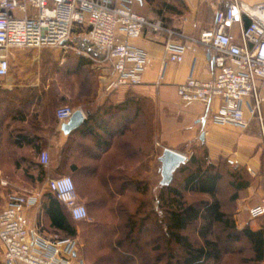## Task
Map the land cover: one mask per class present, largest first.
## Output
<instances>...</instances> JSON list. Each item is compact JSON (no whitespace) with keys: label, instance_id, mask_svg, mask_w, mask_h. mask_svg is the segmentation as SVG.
<instances>
[{"label":"crops","instance_id":"crops-1","mask_svg":"<svg viewBox=\"0 0 264 264\" xmlns=\"http://www.w3.org/2000/svg\"><path fill=\"white\" fill-rule=\"evenodd\" d=\"M227 1L184 0L187 10L183 16L167 6L175 5L174 0H138L134 7L137 13L153 22L162 21L181 36L169 39L165 32L145 29L140 39L131 41L151 61L143 73V83L107 94L104 89L113 79V68L111 64L100 67L99 95L95 99L93 94L84 102L80 98L81 103L76 106L71 104V96L62 94L59 81L52 74L73 60L67 56L70 52L61 50L62 55H53L43 50L7 51L10 72L0 78V173L8 174L6 180L1 179L0 211L11 197H33L39 204L27 212L30 227L47 238L60 237L62 233L52 226L47 212L48 182L70 176L76 183L78 203L92 215L89 222L102 218L95 205L113 195L115 206L123 204L134 215L146 203L147 214L137 217H146V226L151 227L159 214L158 197L164 187L160 159L165 149L186 158L193 156L194 151L205 150L208 164L227 161L232 171H246L253 178L252 192L257 196L256 204L249 209L257 206L264 198V104L260 121L250 115L247 106L253 101L249 100L245 108L247 129L213 124L211 117L221 105L219 100L207 105L185 104L178 95V86L190 77H214L213 54L198 46L195 52L185 53L183 63H173L166 51L169 40L175 45L193 47L191 40L214 28L217 13ZM240 1L248 6L264 2ZM250 23L249 16L244 15L243 25L234 24L231 28L238 42L242 27ZM261 94L264 97V82ZM66 107L74 112L81 110L85 117V123L68 137L58 118V112ZM43 151L50 155L47 168L39 162ZM3 186L5 190L1 189ZM61 207L70 217L67 207ZM82 223H75L78 235L71 238L79 243L74 264L85 262L78 254L85 247L79 228Z\"/></svg>","mask_w":264,"mask_h":264},{"label":"built area","instance_id":"built-area-1","mask_svg":"<svg viewBox=\"0 0 264 264\" xmlns=\"http://www.w3.org/2000/svg\"><path fill=\"white\" fill-rule=\"evenodd\" d=\"M138 0H0V78L10 72L6 52L11 49L57 48L67 52L75 28L83 30L81 55L91 60H104L113 68V79L105 93L133 88L143 83V73L150 65L148 55L131 41L140 39L145 29L165 32L169 39L181 36L168 29L162 21H150L135 11ZM248 15L251 23L242 27L240 42L231 33L234 24L243 25ZM190 45L166 44L168 60L183 63L187 51L198 46L213 54L215 75L208 80L190 77L178 86L183 103L221 105L211 117L218 126L249 127L246 106L252 117L262 121L264 97V2L253 6L240 0H228L217 13L213 29L203 31ZM77 49V48H76ZM78 51V49L76 50ZM80 52V51H78ZM74 110L66 107L58 112L63 121ZM187 161L189 159L187 158ZM39 162L47 168L50 155L43 151ZM48 189L64 204L75 222L88 220L86 206L78 203L77 190L70 176L50 179ZM29 196L11 197L0 211V247L5 264H74L79 248L75 239L45 237L30 227L27 212L38 205ZM251 221L264 218V198L249 209Z\"/></svg>","mask_w":264,"mask_h":264},{"label":"trees","instance_id":"trees-1","mask_svg":"<svg viewBox=\"0 0 264 264\" xmlns=\"http://www.w3.org/2000/svg\"><path fill=\"white\" fill-rule=\"evenodd\" d=\"M167 6L174 10L172 7L173 5ZM202 153L201 156H191L189 161L182 165L174 174L172 183L161 189L158 197L159 214L155 221H153L154 225L151 227L146 226V217L143 219L137 217L140 214H147L146 211H148V207L146 203L142 204L141 209H138L135 215L129 213L123 204L112 206L113 195H111V197L107 196L105 201L97 203L95 205L96 210L100 212L102 218L89 222L90 216H92L90 215L88 220L80 224L85 228V233L84 235L81 234V236L85 238V241L87 240L84 247L85 249L83 250L87 252L92 251L94 253L110 251L116 254L120 252L124 256L127 255L128 252L134 253L136 251L143 253L144 250L140 246V242L134 238L136 235L139 237L142 235L146 239L149 252L164 251L161 257H157V262H160L162 258H168L166 254H168L169 251L171 252L169 246L172 244L177 245L184 252L179 264H211L213 261L217 260L218 245L216 243L205 239L204 245L196 247L190 242L189 238L183 234V232L200 221L205 222L207 229L215 224H223L226 227H232V223L227 219L226 213L222 211V205L218 199V185L223 179V173L218 169V166L222 164L227 166L228 163L222 161V163L219 162L218 165L208 164L207 152L202 150ZM178 173L185 176V192L209 196L211 200H200L196 203H188L183 193L174 188L175 175ZM246 174L247 172L244 170H235L230 174L231 178L234 180L232 186L237 191L245 190L250 186L251 183L248 181L249 179H246ZM235 198H237V196H235ZM48 199L50 204L47 212L52 226L62 233L60 237L76 238L78 235L77 225L71 215L69 214V217L63 211L61 207L62 203L51 191H49ZM118 216L122 217V219L118 220ZM262 219L264 218L259 220ZM124 230L127 232L124 235V239H119L118 236H120L121 232ZM155 234H158V238L156 237V239L153 238ZM242 234L252 245L255 261L258 263L263 262L264 227L256 231L245 228ZM232 237H234V235H230V238ZM159 241L165 244L166 249ZM127 245H133L134 247L129 248L126 247ZM169 257L171 258L170 255ZM129 259L130 261L136 260L135 257ZM126 262L123 261L121 264H126ZM94 264H110L109 257L106 258L105 256H101ZM116 264H120V262H116Z\"/></svg>","mask_w":264,"mask_h":264},{"label":"rangeland","instance_id":"rangeland-1","mask_svg":"<svg viewBox=\"0 0 264 264\" xmlns=\"http://www.w3.org/2000/svg\"><path fill=\"white\" fill-rule=\"evenodd\" d=\"M164 1V0H162ZM176 2L175 5L172 7L174 8L173 11L185 15L187 7L184 0H174ZM157 11V10H156ZM87 31L86 28H84ZM82 28H75L72 36L71 46L72 49L68 50L70 52L67 56L72 57L73 60L66 61L62 66L61 70L55 69L52 72L53 77L59 81L58 87L62 89L63 95H68L72 97L70 100L71 104L76 106L77 104L84 102L85 100L92 99V95L94 94L95 99L99 95V89L101 87L99 81V70L100 67H108L110 65L109 62L101 60V61H94L90 58L85 59V56L81 55V47H80V39L83 37L85 38V34L83 33ZM78 51H76L77 49ZM24 49V48H22ZM26 51H48L51 54L55 55V53L61 54V50L57 48H44V49H24ZM64 52V51H63ZM75 53H77L75 55ZM64 54V53H63ZM78 57V58H77ZM84 57V58H83ZM84 61H83V60ZM57 85V84H56ZM57 87V86H56ZM80 89L82 92H79ZM104 89V88H103ZM58 90V89H57ZM54 93H52V97ZM81 98V101H80ZM203 153L202 151H194L193 155L201 156ZM188 159L191 158V155L187 157ZM188 162V161H187ZM228 163L227 161H225ZM222 163V161H221ZM218 165V163L216 164ZM218 169L221 170L223 173V179L219 182L218 185V199L222 205V211L226 213L227 219L232 223V227H226L225 225L215 224L207 229L205 222L200 221L196 225H193L188 230L183 232L185 236H187L190 242L196 246L200 247L204 245L205 239L216 243L218 245V258L217 260L213 261L211 264H264V261L258 263L255 261V254L252 249V245L249 241L243 236L242 231L245 228H250L254 231L259 230L261 227H264V219L258 221H251L248 209L256 204L254 201L257 199L255 192L253 193L252 187L254 186L252 176L247 173L246 179L251 183L250 188L245 190L237 191L233 185V178H231L230 174L232 173L231 167L228 164L218 166ZM6 172L0 173V185L2 180H6L7 177ZM2 179V180H1ZM184 179L185 176L183 174H176L175 181H174V188L180 190L185 200L188 203H196L200 200L208 201L211 200L209 196L205 195H196L192 193L185 192L184 190ZM246 181V180H245ZM254 188V187H253ZM1 189L5 190L6 187L3 186ZM237 196V198H235ZM3 205L0 204V207ZM112 206H115L113 203ZM123 223V222H121ZM81 229L82 235L85 233V228L81 225L79 227ZM127 232L124 230L121 232L119 239H124V235ZM205 233V234H204ZM230 235H234V237L230 238ZM158 238V234L153 235V238ZM205 237V238H204ZM140 242V246L143 248L144 252H134L129 253L127 255H123L122 253L118 252L116 254L108 251V252H99L94 253L92 251H84L83 249H79L80 257L85 260L84 261H77V264H94L101 256H105L106 258L109 257L110 264H116V262L126 264H179L181 258L184 255L183 250L178 247L177 245H170L171 252L169 251L168 258H162L160 262L156 261L157 257H161L163 252H149V247L146 245V239L142 235L135 236ZM87 241V240H86ZM85 238H81V242L86 244ZM161 245L163 244L164 248L166 246L162 241H159ZM154 246V245H153ZM126 247L133 248V245H127ZM85 249V248H84ZM90 249V248H89ZM89 255V256H88ZM171 256V258L169 257ZM135 257L136 260L130 261L129 258ZM169 259V260H168ZM120 260V261H119ZM132 262V263H131ZM0 264H5L3 259L2 250L0 247Z\"/></svg>","mask_w":264,"mask_h":264},{"label":"water","instance_id":"water-1","mask_svg":"<svg viewBox=\"0 0 264 264\" xmlns=\"http://www.w3.org/2000/svg\"><path fill=\"white\" fill-rule=\"evenodd\" d=\"M85 123V117L81 110H77L74 112L71 118L67 120H63L61 125V130L65 136H70L72 132L79 129ZM162 186H169L174 178V174L178 171V169L187 163L186 156L173 151L171 149H165L162 157Z\"/></svg>","mask_w":264,"mask_h":264}]
</instances>
